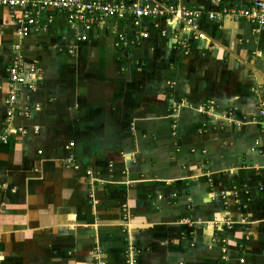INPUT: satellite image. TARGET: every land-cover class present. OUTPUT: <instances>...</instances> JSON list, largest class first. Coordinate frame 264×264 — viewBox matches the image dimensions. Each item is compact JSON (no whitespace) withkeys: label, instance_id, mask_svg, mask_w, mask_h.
<instances>
[{"label":"crops","instance_id":"crops-1","mask_svg":"<svg viewBox=\"0 0 264 264\" xmlns=\"http://www.w3.org/2000/svg\"><path fill=\"white\" fill-rule=\"evenodd\" d=\"M211 1L163 0L215 12ZM20 15L0 6V135L8 66L35 68L12 118L24 132L0 142V264H264V138L248 123L264 102V29L202 17V39L147 18L86 30L48 10L21 36ZM117 33L147 38L125 49Z\"/></svg>","mask_w":264,"mask_h":264},{"label":"built area","instance_id":"built-area-1","mask_svg":"<svg viewBox=\"0 0 264 264\" xmlns=\"http://www.w3.org/2000/svg\"><path fill=\"white\" fill-rule=\"evenodd\" d=\"M211 2L217 5V10L215 12L206 11L202 7L186 8L177 4L165 3L163 0H139L138 3L136 2L133 4H126L122 0H0V6L7 7L10 10L15 8L21 10V15L16 20V24L18 25L17 34L21 36L27 35L28 32L37 25L35 19L37 14L48 10L64 14L68 21L81 24L86 30L93 26L100 25L104 22L105 18L130 20L132 23L147 18L151 20H163L168 24H175V26L187 32L194 33L196 38L202 39L204 34L198 30V21L202 17H206L209 21L224 17L235 21L243 19L252 23L257 32L264 29V0H252L248 8L219 7L218 0H212ZM161 34L164 35V32H161ZM145 38H147V34L140 33L130 41L123 33H117L114 45L127 49L129 46L136 45L139 40ZM81 39L85 40V37ZM174 43L175 48H181L184 54H188V49L183 42L174 37ZM69 53H72V50H69ZM22 66V60L19 57H15L6 70L5 133L0 135L1 143L7 141L10 133L22 134L24 132L21 126L12 124V118L19 113L17 110L18 87L25 84L27 78L29 79L34 76L35 68L30 66L27 70V76H24L21 71ZM171 106L175 109L178 106H182V104L171 102ZM224 119L233 123L236 127L242 125L241 122L234 120L233 116H231V112L224 116ZM248 123L257 125L264 138V102H261L256 118H253ZM258 145L259 142L256 141L255 146ZM72 146L73 143L68 144L69 148ZM128 156L129 155L121 154V160H128ZM65 162L69 165L72 164L73 156L69 155ZM108 166L109 169H111L113 164L111 163ZM85 175L90 183L101 182L98 178L93 176L92 170L90 169L85 171ZM232 194L236 196V192ZM221 197L225 198V194L222 193ZM122 211H127L125 206H122ZM123 220H127L125 213H123ZM179 222L186 226L201 223L211 229H219L221 226H223V229H229L232 224L229 218H213L211 220L196 218L195 221L189 218H182ZM95 253L97 254V252ZM220 259L221 262L219 261L217 264H222V262L226 260L225 254H223ZM239 262L243 263V260L240 259ZM97 264L104 263L102 261H97ZM127 264H133V261L129 258Z\"/></svg>","mask_w":264,"mask_h":264},{"label":"rangeland","instance_id":"rangeland-1","mask_svg":"<svg viewBox=\"0 0 264 264\" xmlns=\"http://www.w3.org/2000/svg\"><path fill=\"white\" fill-rule=\"evenodd\" d=\"M226 122H228V120H226ZM228 123H230V122H228ZM231 124H233V123H231ZM235 126V125H234Z\"/></svg>","mask_w":264,"mask_h":264}]
</instances>
